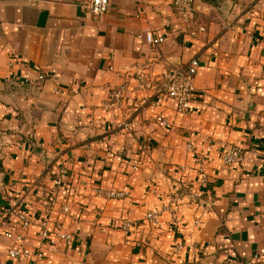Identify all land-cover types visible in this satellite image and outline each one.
<instances>
[{"label":"crops","instance_id":"1","mask_svg":"<svg viewBox=\"0 0 264 264\" xmlns=\"http://www.w3.org/2000/svg\"><path fill=\"white\" fill-rule=\"evenodd\" d=\"M263 26L264 0H194L186 23L171 0H110L101 21L80 0H0V214L29 217L24 246L42 255L9 258L0 231V264H264ZM194 57L186 115L161 96L139 107L137 72L156 78ZM38 74L40 86L20 85ZM230 146L242 160L226 166Z\"/></svg>","mask_w":264,"mask_h":264},{"label":"built area","instance_id":"2","mask_svg":"<svg viewBox=\"0 0 264 264\" xmlns=\"http://www.w3.org/2000/svg\"><path fill=\"white\" fill-rule=\"evenodd\" d=\"M80 5L84 8L96 21H101L102 18L108 13L110 7V0H80ZM171 7L174 13L184 22H189L192 19L194 12V0H171ZM203 32V29H199ZM139 39L144 40L145 43L153 47H158L164 44V38L161 36H153L151 33H144L138 35ZM262 42L264 44V26L262 27ZM198 68L197 58H191L185 65L178 68H169L160 74L158 77H151L145 72H137L135 75L134 90L143 95V98L139 102V107L144 108L149 104L151 96H161L171 100L174 104V109L177 114L186 115L189 111V102L194 90V78L196 76ZM46 81V77L43 74H38L34 81L30 80L28 75H24V79L21 82V86L32 88L38 87ZM34 82V83H33ZM13 84V83H12ZM118 97V95H115ZM159 105L156 100H151L148 107L153 108ZM155 122L164 128L170 126L168 119L157 115L154 118ZM123 128L127 129L124 125ZM142 150L149 151L147 145H142ZM242 160V150L237 146H230L225 155L222 157V162L226 166L237 164ZM199 176L200 185H205L207 176L203 172L202 168L196 170ZM58 177L53 183L52 199L50 206L56 204V197L58 189L62 183V172L58 173ZM95 195L103 197L108 200L125 201L126 193L119 190H106L96 189ZM62 212H68V208L62 207ZM160 211L150 210L144 215V220L148 223L158 224L160 218ZM11 218V219H10ZM13 219L15 228H10V221ZM31 221L29 217L18 213L14 210H9L4 214H0V231L2 235L12 242V246L7 250V256L11 259H24L28 260H40L42 255L40 252L33 253L27 247L25 243V232L30 227ZM130 222L124 220L121 222V229L124 233L128 231ZM49 231L47 230V223L42 222L39 224L38 238L44 240L48 237ZM56 236L65 243L71 241V236L66 233H57Z\"/></svg>","mask_w":264,"mask_h":264}]
</instances>
